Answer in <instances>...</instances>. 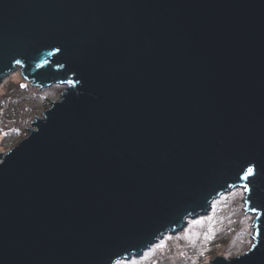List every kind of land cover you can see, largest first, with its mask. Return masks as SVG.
Listing matches in <instances>:
<instances>
[{"label":"water","instance_id":"obj_1","mask_svg":"<svg viewBox=\"0 0 264 264\" xmlns=\"http://www.w3.org/2000/svg\"><path fill=\"white\" fill-rule=\"evenodd\" d=\"M18 67L65 88L0 155V264L139 258L239 187L253 245L210 264H264V0H0Z\"/></svg>","mask_w":264,"mask_h":264},{"label":"rangeland","instance_id":"obj_2","mask_svg":"<svg viewBox=\"0 0 264 264\" xmlns=\"http://www.w3.org/2000/svg\"><path fill=\"white\" fill-rule=\"evenodd\" d=\"M64 86L32 87L23 80L21 68L0 84V155L27 138L36 117L49 109ZM36 116V117H35ZM242 187L221 195L211 203L204 217L187 219L184 230L166 235L139 258L115 264H210L217 257L244 255L253 245L254 215L247 214Z\"/></svg>","mask_w":264,"mask_h":264},{"label":"snow or ice","instance_id":"obj_3","mask_svg":"<svg viewBox=\"0 0 264 264\" xmlns=\"http://www.w3.org/2000/svg\"><path fill=\"white\" fill-rule=\"evenodd\" d=\"M247 172H248L249 175H251V174H252V169L249 168V169L247 170ZM244 178H246V177H244Z\"/></svg>","mask_w":264,"mask_h":264}]
</instances>
